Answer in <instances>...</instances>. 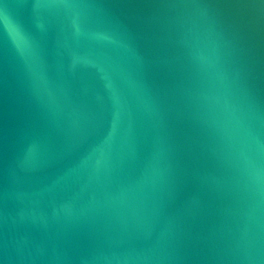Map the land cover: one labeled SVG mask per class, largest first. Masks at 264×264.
Instances as JSON below:
<instances>
[{
	"label": "water",
	"instance_id": "95a60500",
	"mask_svg": "<svg viewBox=\"0 0 264 264\" xmlns=\"http://www.w3.org/2000/svg\"><path fill=\"white\" fill-rule=\"evenodd\" d=\"M0 264H264V0H0Z\"/></svg>",
	"mask_w": 264,
	"mask_h": 264
}]
</instances>
